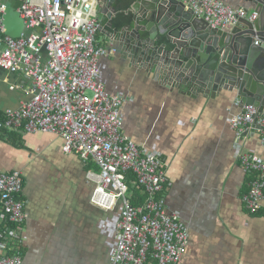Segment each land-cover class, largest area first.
Returning a JSON list of instances; mask_svg holds the SVG:
<instances>
[{"label": "crops", "instance_id": "1", "mask_svg": "<svg viewBox=\"0 0 264 264\" xmlns=\"http://www.w3.org/2000/svg\"><path fill=\"white\" fill-rule=\"evenodd\" d=\"M131 2L111 5L113 29L130 22ZM222 2L253 12L236 0ZM96 38L117 49L98 67L105 90L127 98L123 133L166 162L165 203L189 232L182 264H264V203L256 214L242 205L249 176L238 160L242 152L264 159V148L254 128L237 139L228 125L226 118L241 109L235 92L204 96L177 86L121 51L104 28ZM31 87L30 79L0 69V113L27 101ZM0 171L22 174V264H108L120 207L107 212L90 203L95 183L86 174H96L93 163L64 154L56 135L0 131Z\"/></svg>", "mask_w": 264, "mask_h": 264}, {"label": "built area", "instance_id": "2", "mask_svg": "<svg viewBox=\"0 0 264 264\" xmlns=\"http://www.w3.org/2000/svg\"><path fill=\"white\" fill-rule=\"evenodd\" d=\"M20 1L17 12L24 32L11 38L5 34L0 0V69L30 79L32 87L27 101L0 113V131L56 135L64 154L95 165L96 174H86L95 183L90 203L107 212L120 207L117 243L108 264H182L189 232L165 203L166 162L123 133L127 98L109 94L99 79V60L117 53L112 44H97L100 1ZM177 1L213 29L230 30L257 17L220 0ZM234 105L241 109L226 121L236 138L254 128L264 148V109L258 113L239 100ZM238 160L249 176L241 203L256 214L264 203V159L242 152ZM22 183L19 171H0V264H22L27 218ZM134 191L142 196L139 205L131 202Z\"/></svg>", "mask_w": 264, "mask_h": 264}, {"label": "water", "instance_id": "3", "mask_svg": "<svg viewBox=\"0 0 264 264\" xmlns=\"http://www.w3.org/2000/svg\"><path fill=\"white\" fill-rule=\"evenodd\" d=\"M96 9L100 28L154 72H163L181 87L199 94L235 92L243 105L264 109V0H236L257 14L253 21L241 20L230 30L211 28L177 0H122L132 17L121 29H113L111 5L115 0H99ZM223 1V0H220ZM5 5V34L18 38L24 32L17 9L20 0ZM255 42L257 44H255ZM174 84V86H175Z\"/></svg>", "mask_w": 264, "mask_h": 264}, {"label": "trees", "instance_id": "4", "mask_svg": "<svg viewBox=\"0 0 264 264\" xmlns=\"http://www.w3.org/2000/svg\"><path fill=\"white\" fill-rule=\"evenodd\" d=\"M128 182H129V185L131 184L132 182V177L129 175L128 176ZM131 202L132 204L134 205H139L143 202V199H142V196L139 195L136 191L133 192V195H132V198H131Z\"/></svg>", "mask_w": 264, "mask_h": 264}, {"label": "rangeland", "instance_id": "5", "mask_svg": "<svg viewBox=\"0 0 264 264\" xmlns=\"http://www.w3.org/2000/svg\"><path fill=\"white\" fill-rule=\"evenodd\" d=\"M45 155L47 156L48 154H47V153H45Z\"/></svg>", "mask_w": 264, "mask_h": 264}]
</instances>
